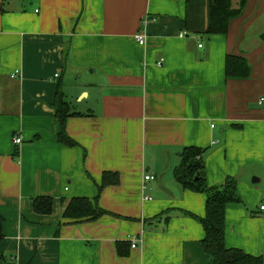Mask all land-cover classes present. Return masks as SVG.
I'll list each match as a JSON object with an SVG mask.
<instances>
[{
    "label": "crops",
    "instance_id": "obj_1",
    "mask_svg": "<svg viewBox=\"0 0 264 264\" xmlns=\"http://www.w3.org/2000/svg\"><path fill=\"white\" fill-rule=\"evenodd\" d=\"M209 2L0 0V264H213L201 223L181 212L201 217L205 204L173 174L186 146L206 148L209 186L236 180L225 247L262 253L251 179L264 175V0H247L222 35L206 33ZM227 54L246 59L248 77H225ZM57 92L78 114L65 121L72 147L58 141ZM105 170L119 175L97 201L109 213L63 219ZM39 196L51 213L34 211Z\"/></svg>",
    "mask_w": 264,
    "mask_h": 264
},
{
    "label": "trees",
    "instance_id": "obj_2",
    "mask_svg": "<svg viewBox=\"0 0 264 264\" xmlns=\"http://www.w3.org/2000/svg\"><path fill=\"white\" fill-rule=\"evenodd\" d=\"M247 0H238L236 7L232 6L231 0H210L209 24L206 33L209 35L225 34L229 21L238 16ZM224 75L226 78L243 79L249 75V66L246 59L240 55L227 54L224 59ZM55 115L60 124L58 141L67 147L77 143L65 132V121L68 116L78 115L69 113L70 105L64 99L61 92H57L55 100ZM206 148L196 146L183 147L180 152L179 163L174 167L173 174L176 181L183 189L205 194L204 215L196 216L187 211H181L185 215L196 218L202 225L204 236L201 244L204 251L211 256L213 264H264V247L260 255H251L240 248H227L224 245L225 231V207L228 204H242V200L236 194V180L226 177L222 184L208 185L205 179V167L203 154ZM119 182L117 172L105 170L101 174V180L97 184V194L90 199L86 196L72 197L65 202L62 218L67 222L77 223L93 221L109 211L98 205L99 194L108 185ZM33 209L39 214H49L52 210V199L47 196H39L33 199ZM167 217L166 213L154 216L151 221ZM2 222L0 215V242L2 241ZM121 243H117L119 246ZM125 252L121 253L124 255Z\"/></svg>",
    "mask_w": 264,
    "mask_h": 264
},
{
    "label": "built area",
    "instance_id": "obj_3",
    "mask_svg": "<svg viewBox=\"0 0 264 264\" xmlns=\"http://www.w3.org/2000/svg\"><path fill=\"white\" fill-rule=\"evenodd\" d=\"M134 38H135V40H136L139 44H143V43H144V34H143V33H137V34H135V35H134ZM17 75H19V71H18V70H15V71L11 74L12 77H15V76H17ZM258 104H260V105H264V95L261 96V97L258 99ZM20 140H21V138H20L19 136H16V137L13 139V142H14V143H19ZM144 178H145V179H149V178H150V175H145ZM263 196H264V189H263ZM145 198H147V197H145ZM259 209H260L261 211H264V198H263V201L261 202V204L259 205ZM138 241H140V239H138V238H132V239H131V244H130L131 247H135V246H136V243H137Z\"/></svg>",
    "mask_w": 264,
    "mask_h": 264
},
{
    "label": "rangeland",
    "instance_id": "obj_4",
    "mask_svg": "<svg viewBox=\"0 0 264 264\" xmlns=\"http://www.w3.org/2000/svg\"><path fill=\"white\" fill-rule=\"evenodd\" d=\"M262 173V172H261ZM259 179H260V182H257V183H253V186H256L258 188H260V190H262V194H261V197L259 198L258 202H257V206H259L261 204V202L263 201V189H264V175L263 173L261 174V176H259ZM244 201H243V205L244 206Z\"/></svg>",
    "mask_w": 264,
    "mask_h": 264
},
{
    "label": "water",
    "instance_id": "obj_5",
    "mask_svg": "<svg viewBox=\"0 0 264 264\" xmlns=\"http://www.w3.org/2000/svg\"><path fill=\"white\" fill-rule=\"evenodd\" d=\"M251 181H252L253 183L258 182V178H254V177H253V178L251 179Z\"/></svg>",
    "mask_w": 264,
    "mask_h": 264
}]
</instances>
